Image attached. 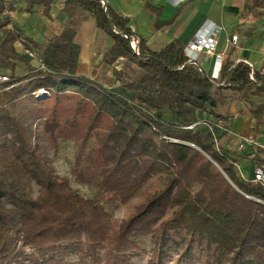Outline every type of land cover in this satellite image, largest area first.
Instances as JSON below:
<instances>
[{
    "label": "trees",
    "instance_id": "trees-1",
    "mask_svg": "<svg viewBox=\"0 0 264 264\" xmlns=\"http://www.w3.org/2000/svg\"><path fill=\"white\" fill-rule=\"evenodd\" d=\"M21 1L0 0V74L8 77L0 84V264H135L141 257L147 264H264V188L251 181L264 168V150L233 151L223 144L228 133L209 127L234 129L241 108L221 111L231 101L244 104L264 128L261 71L228 63L215 81L188 62L180 41L152 50L104 0H66L69 18L85 11L112 41L104 63L132 67L128 77L124 68L114 69L120 86L107 85L96 70L80 73L72 27L41 43L14 25L15 12L51 18L55 0ZM163 10L143 8L156 33L175 19L162 21ZM124 35L136 40V51ZM18 42L39 55L41 67H32ZM45 95L91 112L83 135L70 137L78 145L72 175L81 184L98 179L100 196H84L55 174L28 139L15 111L43 105ZM102 117L107 124L95 127ZM64 126L80 130L78 114L64 123L46 121L45 131L58 141ZM250 155L247 182L239 168ZM153 181L126 219L113 218L109 209L129 205ZM141 237L151 238V251Z\"/></svg>",
    "mask_w": 264,
    "mask_h": 264
},
{
    "label": "crops",
    "instance_id": "crops-1",
    "mask_svg": "<svg viewBox=\"0 0 264 264\" xmlns=\"http://www.w3.org/2000/svg\"><path fill=\"white\" fill-rule=\"evenodd\" d=\"M6 1L16 5L22 4L21 0ZM104 1L106 5L130 19L131 30L145 39L147 46L152 50H160L174 40L180 41L186 47L198 32L215 25L223 27L219 34L218 52L224 55V64L244 61L256 70H260L264 65V0ZM146 4L163 7L161 20L168 22L175 17L173 23L160 32H154L151 17L143 11ZM65 5L66 0H55L52 4L51 18L26 12H15L10 15L24 38L29 37L41 43L46 42L53 34L61 33L66 27L75 29L77 33L75 42L81 50L80 71L87 66L91 67L94 59L84 52L82 46H97L99 44L97 40H105L107 34L97 28L95 20L81 9H77L69 18L65 12ZM138 21L144 22L147 31L141 28ZM231 39H237V44H231ZM16 49L21 53L27 50L22 42L16 44ZM214 64V58L201 57L200 66L208 74L213 71ZM31 65L35 67L37 63L32 61ZM232 113L235 114L233 111ZM251 118L252 116L249 117L243 112L234 117V125L242 130L246 124L251 123ZM251 152L254 153V150L249 153ZM252 158L253 155H250L244 162H250Z\"/></svg>",
    "mask_w": 264,
    "mask_h": 264
},
{
    "label": "rangeland",
    "instance_id": "rangeland-1",
    "mask_svg": "<svg viewBox=\"0 0 264 264\" xmlns=\"http://www.w3.org/2000/svg\"><path fill=\"white\" fill-rule=\"evenodd\" d=\"M141 28L144 31H147L146 25L142 21H138ZM99 43L97 46L92 47V45L82 46L84 52L94 57L91 67L83 68L80 70L82 75L90 76L94 70L97 71L100 81L106 83L107 85L120 86V83L115 80L113 74L114 69L120 70L124 68L127 72L126 76H130L131 68L125 65L123 61H120L117 66L110 67L104 63V57L110 47L112 46V41L107 38L102 41V39L97 40ZM85 57V56H82ZM85 60V58H84ZM85 67V66H84ZM26 69L25 66L18 70L19 72H24ZM226 94H229L226 92ZM45 98V99H44ZM45 103L43 105H33V106H22L20 110L15 111V115L18 117L20 123L22 124L28 139L35 146L37 153L41 156L42 160L48 165V167L57 175L62 177H67L71 181V185L74 189L78 190L82 195L87 197H97L100 196L98 193V179H95V182L91 185L81 184L75 180L72 175V170L76 166V155L78 152V145L71 140V136H82L85 131L86 126L90 122L89 117L91 112L82 111L79 112L75 101L63 100L58 103L53 101L52 98H49L45 95ZM47 98V99H46ZM232 104V111L235 114H239V107L243 112L246 113L249 117L251 115L248 112V109H245L244 104H235L231 101H228L226 106H223L221 111L225 113L227 111V106ZM237 106V107H235ZM55 111V112H54ZM79 112V113H78ZM54 114L56 116H54ZM78 114V120H80L82 128L80 130H74L70 127H63L58 131V141L51 139L50 135L45 131L46 121L52 120L54 117L61 123H64L65 120L72 119ZM95 123V127H103L107 124L106 118H99ZM254 120L251 118V123L246 124L242 130L234 127L233 135L227 134L223 138V144L227 148L233 150H238L239 145V136L248 137L253 135L256 140L264 143V128H257L254 124ZM239 130V131H238ZM93 144V142H92ZM264 156V154H263ZM241 168L243 173L250 178L252 174V164L249 165L248 162H242ZM159 180V179H158ZM155 187V182H151L146 186V191L139 194L134 198L131 203L127 206L117 204L114 208L109 209L110 214L117 221L126 219L129 214L132 212L133 207L137 204L143 202L145 196ZM141 246L147 251H151L152 240L150 237H141L139 239ZM71 260L75 261V257L71 256ZM148 259L146 257L136 258L135 264H147Z\"/></svg>",
    "mask_w": 264,
    "mask_h": 264
},
{
    "label": "built area",
    "instance_id": "built-area-1",
    "mask_svg": "<svg viewBox=\"0 0 264 264\" xmlns=\"http://www.w3.org/2000/svg\"><path fill=\"white\" fill-rule=\"evenodd\" d=\"M222 30L223 27L213 25L212 27H209L205 30L198 32L191 41V43H189L186 47H184V53L188 58L189 63H195L197 65H200L201 57L203 56H210L215 59L213 71L209 74L211 79L215 81L220 80L221 73L224 67V55L218 52L219 34L222 32ZM124 36L130 40L132 49L136 51V40L130 39L127 35ZM230 42L231 44L235 45L237 44V39H231ZM25 54H27L34 62H36L38 66L40 67L42 66L40 57L36 52L32 50H26ZM260 71L264 75V65L262 66ZM7 81H8V77L0 74V84ZM193 127L194 126H191L190 128ZM209 127L211 128V131H213L214 128H220L226 131L230 135L234 134L233 131H228L227 129H224L221 124L214 125L210 123ZM239 139L240 141L238 145V151H245L248 147L251 146L254 148H259L261 150H264V143L256 140V138L253 135H249L248 137L239 136ZM239 172L242 179H244L247 182L251 180L241 171L240 168H239ZM251 181L255 183H260L264 188V168L257 167L255 169L254 176Z\"/></svg>",
    "mask_w": 264,
    "mask_h": 264
},
{
    "label": "water",
    "instance_id": "water-1",
    "mask_svg": "<svg viewBox=\"0 0 264 264\" xmlns=\"http://www.w3.org/2000/svg\"><path fill=\"white\" fill-rule=\"evenodd\" d=\"M104 3L106 4V2L104 1ZM200 66V65H199Z\"/></svg>",
    "mask_w": 264,
    "mask_h": 264
}]
</instances>
